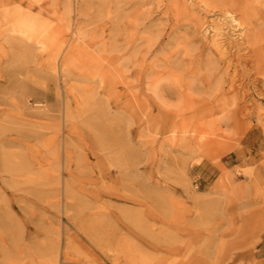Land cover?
I'll list each match as a JSON object with an SVG mask.
<instances>
[{
  "label": "rangeland",
  "instance_id": "obj_1",
  "mask_svg": "<svg viewBox=\"0 0 264 264\" xmlns=\"http://www.w3.org/2000/svg\"><path fill=\"white\" fill-rule=\"evenodd\" d=\"M179 1L40 0L56 71L0 23V264H264V0Z\"/></svg>",
  "mask_w": 264,
  "mask_h": 264
},
{
  "label": "bare ground",
  "instance_id": "obj_2",
  "mask_svg": "<svg viewBox=\"0 0 264 264\" xmlns=\"http://www.w3.org/2000/svg\"><path fill=\"white\" fill-rule=\"evenodd\" d=\"M40 0H0V23L4 27L1 29L3 32H7L9 36L12 38H17L18 43L14 45L15 56L17 59H23L28 61L33 57H36L34 52L39 51H48V60L46 62L47 66L51 71H56L59 67L61 54H57L56 50L59 45L60 36L58 35V27L55 26L51 21H46L43 18L37 16L34 12L36 6H40ZM195 0H181L175 4V13L176 16H182L184 14L197 17V13L195 11ZM229 14V15H228ZM228 16L227 24L229 25V29L232 32L231 37L233 36H242L243 30L240 29L238 31V27H241V23L236 19V17L227 12ZM210 27H206L203 29V35H210ZM212 46L217 50L219 56L225 64V69H229L232 67V64L236 59L231 53V49L223 45L221 39L223 37L222 28L219 25L212 26ZM16 39V40H17ZM67 59H64V63ZM61 63L60 67L65 68V64ZM233 82V81H232ZM233 85H231V88ZM137 96L133 94V98ZM70 103L66 100L65 103V122L71 117L70 112ZM175 129V128H174ZM177 131L173 130V134H176ZM185 133V131H184ZM191 139H194L192 137ZM66 184V181H65ZM188 186V184L186 185ZM66 190L69 188L66 185ZM124 200L134 201L135 198L131 196H121ZM132 225L138 228V221L132 219ZM124 259H129L131 256L128 254V251L124 248H121L118 252ZM132 262V261H131ZM133 263V262H132ZM34 264H41L38 262H34ZM57 264V263H52ZM134 264V263H133ZM156 264H162L161 261L156 262ZM182 264V263H178Z\"/></svg>",
  "mask_w": 264,
  "mask_h": 264
}]
</instances>
